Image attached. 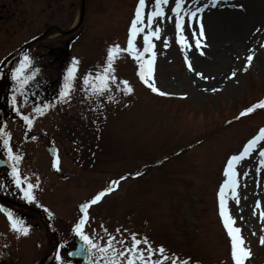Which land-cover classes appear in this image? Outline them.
<instances>
[{"label":"rangeland","instance_id":"1","mask_svg":"<svg viewBox=\"0 0 264 264\" xmlns=\"http://www.w3.org/2000/svg\"><path fill=\"white\" fill-rule=\"evenodd\" d=\"M147 2L150 11L153 0ZM137 3L86 0L84 21L72 36L38 42L16 56L6 72L8 122L2 130L11 133L13 151L23 157L17 167L26 183L39 185L33 202L52 213L62 212L61 223L72 224L73 232L80 220L79 207L117 180L119 186L89 211L85 232L97 243L102 244L108 233L119 236L116 229L128 230L190 264H234L231 240L218 215V192L226 179L223 170L228 158L264 127L261 109L237 119L242 111L264 101V34L252 50L235 53L232 65L197 68L192 61L195 71H189L176 34L166 36L165 25L169 23L173 33L174 24L161 20L155 25L162 31L161 39L154 41V78L156 87L168 95L153 93L140 80L137 63L122 54L115 62L117 84L122 88L127 80L133 93L125 95L113 85L112 99L90 96L83 90V77L102 70L109 47L127 46ZM80 4L81 0H0V68L5 57L49 27L67 30L75 25ZM194 25L189 26L197 29ZM137 46L142 50V37ZM50 48L56 49L54 56L49 55ZM25 54L33 60L25 74L40 71L21 88L13 74ZM247 54L254 59L244 71ZM74 58L80 63L71 100L59 102L63 78ZM233 71L235 78H231ZM48 104L54 106L44 115L35 112ZM24 115L34 121L31 130ZM50 145L59 148L60 171L46 150ZM0 149H5L3 137ZM238 171L241 182L247 170L238 166ZM241 203L228 199L235 226L252 252L246 264H264L261 211L256 209L249 222ZM2 230L7 231L4 224L1 239ZM13 242L7 243L8 250L0 246V264H33L48 253L34 249L36 258L24 263L26 250L12 247Z\"/></svg>","mask_w":264,"mask_h":264},{"label":"snow or ice","instance_id":"2","mask_svg":"<svg viewBox=\"0 0 264 264\" xmlns=\"http://www.w3.org/2000/svg\"><path fill=\"white\" fill-rule=\"evenodd\" d=\"M192 2L198 3V0H192ZM170 3L173 6L170 10H166ZM218 3L219 0H212L213 7H215ZM148 8L149 5L147 0H138L134 18L132 19L129 27L127 46L125 48H121L119 44H114L109 47L106 53V63L102 70L94 74L90 72L83 77V90L90 94V96L100 98L108 95L109 99H112L110 94L112 92L113 85L120 88L125 95L133 93L134 89L127 80L122 81V88L119 84H117L115 62L122 54L131 56V58L137 63L139 69L138 76L140 80L153 93L160 96L168 95V93L161 91L158 87H156L154 78L156 61L154 41L161 39L162 31L160 27L155 25H157L161 20H167L168 22H172L174 24L176 42L180 45L182 50H185L184 59L187 67L189 71H195L192 61L188 58L187 50H190L194 46L196 49L200 50V55H204L202 50V38H204L205 32L202 18L200 16V14L204 12V8L198 7L192 10L187 6V0H153L151 10L146 11ZM197 21H200L198 29L188 28L195 40L193 45L185 35V31L186 26L190 24L194 25ZM257 31L259 32L260 29H257ZM141 37L143 41L142 50L137 46V40ZM164 44L167 46L168 41L165 40ZM253 59V55L247 56L244 71H247V67L251 66ZM79 63V60L74 58L71 66L67 69L66 75L63 78L62 89L58 96L59 102H70L75 82L78 79L77 74ZM32 66V58L28 54H25L22 57L19 67L13 74V79L20 84L21 88L27 85L28 82L34 79L39 73L40 70L36 68L32 70L29 75H26L25 73L31 69ZM196 75L200 76L201 79H204L202 73H196ZM236 75V72L233 71L231 73V78H235ZM213 91H216V89H213ZM53 106L54 105L52 104H48L42 108L37 107L35 112L39 115H44V113ZM258 109L264 110V101H259L248 107L239 114L237 119L246 117L256 112ZM22 119L25 121L28 130H31L34 125L33 119L27 115L22 116ZM229 123H231V121ZM0 137H3V146L7 150L8 159L12 161L11 172L15 185L17 188L21 189L24 194V198L31 203L36 199L34 189L39 188V185L31 182L26 183V179L22 177L20 169L17 165L23 160V157L14 153L11 146V133L0 129ZM32 139H36V137H32ZM255 157L259 158V167L264 170V127L260 128L258 133L249 139L238 153L233 154L228 158L226 166L223 170V175L226 179L218 192L219 215L223 220V225L231 240V257L234 264H246V262L251 258L252 252L251 249L245 245L244 238L241 235V229L235 226L236 221L231 216L228 208V199L230 197L237 204L239 203L238 189L240 187L239 177L241 173L238 171V166L242 161L250 160ZM53 167L56 171L61 170L58 156L53 162ZM119 183L120 181L117 180L112 181L108 188L100 191L90 201L80 206V212L83 215L74 228L76 236L83 241V244L79 249V254L89 257L91 264H101V262L102 264H190L188 259L181 260L175 255H167L166 249L163 246L154 248L147 237H140L135 232L116 229L119 236L108 233L107 239L104 240L102 244L97 243L96 240L86 234L85 226L90 220V208L101 202L105 196L113 192L119 186ZM25 184L26 186H24ZM256 208H261L259 202H257ZM0 211H4L6 213L7 220L10 222V229L13 233H19L24 236L29 234V228L22 220L15 218L11 211L6 209ZM259 215L261 220L264 221V211H261ZM105 232H107V229H105ZM260 244L264 246V236L260 237ZM117 245H119V247H117ZM157 253L159 254L158 256ZM57 259L60 260V264H64L59 255L57 256Z\"/></svg>","mask_w":264,"mask_h":264},{"label":"bare ground","instance_id":"3","mask_svg":"<svg viewBox=\"0 0 264 264\" xmlns=\"http://www.w3.org/2000/svg\"><path fill=\"white\" fill-rule=\"evenodd\" d=\"M248 1L244 3L241 0L239 4H233L229 0H219V3L213 7L212 0H198V3L187 0L189 8H204V12L201 13L204 17L206 30V38L205 40L202 39L204 55H200V50L194 46L187 50L188 58L193 61L197 68L217 63L232 65V58L235 53L245 54L248 50L253 49L256 42L264 34V0ZM169 26L170 24L167 23L165 30L166 36L170 37L175 34V31L172 33ZM188 28L193 27L186 26L185 35L194 45V37ZM257 29L260 31L258 32ZM58 34V30L52 28L46 36L52 38ZM221 81L222 79H220ZM258 159L255 157L245 160L239 165L240 168L245 167L247 170L246 175L243 174L238 192L239 200L242 201L241 205L248 212L249 222H253V213L257 209V202L261 205L258 212L264 211V170L260 169Z\"/></svg>","mask_w":264,"mask_h":264},{"label":"flooded vegetation","instance_id":"4","mask_svg":"<svg viewBox=\"0 0 264 264\" xmlns=\"http://www.w3.org/2000/svg\"><path fill=\"white\" fill-rule=\"evenodd\" d=\"M6 7L7 5H5V8ZM56 52L57 51L55 50L54 55ZM0 154L1 156H7V151L0 149ZM11 179L14 180V178ZM11 179L6 174L5 177H0V195L6 198V200L0 199V205L3 204L7 206L15 218L22 220L29 228V234L24 236L19 233H13L10 229V222L7 220V216L5 214L3 215L2 211H0V224L2 223V226L4 224L7 229V231L2 230V239L0 238V245L14 241L11 243L12 247L19 246L18 248L22 249L23 251L26 250L25 256L21 259L24 263L27 262L26 260L30 259L33 261L38 255V252L33 250L41 248L47 250L48 252L45 257L51 255L57 249V254L51 264H60V260L57 259L58 255L61 257L64 264H72L68 257V251L73 247V232L71 225H63L64 223H61L60 219L62 216L58 214H61L62 212L56 211L52 213L49 210L46 211L45 209L39 207L40 205L36 203L32 204L33 206L37 207L39 211L19 209L15 205L16 203H25L28 201L21 195L16 194L17 191H21V189L16 190L14 188L13 193H10L9 190H7L11 189L12 187V185L9 184V180ZM40 211H43L47 218L52 220L55 232H57V234L51 231V229L46 225L45 219ZM1 225L0 227L2 229ZM41 259L39 258L37 261L33 262V264H36Z\"/></svg>","mask_w":264,"mask_h":264},{"label":"water","instance_id":"5","mask_svg":"<svg viewBox=\"0 0 264 264\" xmlns=\"http://www.w3.org/2000/svg\"><path fill=\"white\" fill-rule=\"evenodd\" d=\"M84 15H85V0H82V13H81L80 22H82V20H83V18H84ZM72 31H73V30H70V31L64 32V31H61V30H60V32H61L62 34H65V35L71 33ZM41 38H43V36L38 37L37 39H35V40L32 41L31 43H33V42H35V41H37V40H39V39H41ZM31 43H29L28 45H26V46L23 47L22 49H25V48L28 47ZM51 53H52V51H51ZM4 93H5V86H4V82H3L2 85H1V87H0V98H1V100H2L3 97H4Z\"/></svg>","mask_w":264,"mask_h":264}]
</instances>
